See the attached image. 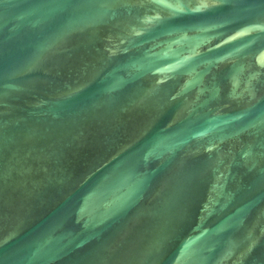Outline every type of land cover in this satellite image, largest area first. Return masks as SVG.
<instances>
[{"label":"water","instance_id":"1","mask_svg":"<svg viewBox=\"0 0 264 264\" xmlns=\"http://www.w3.org/2000/svg\"><path fill=\"white\" fill-rule=\"evenodd\" d=\"M0 264H264V0H0Z\"/></svg>","mask_w":264,"mask_h":264}]
</instances>
